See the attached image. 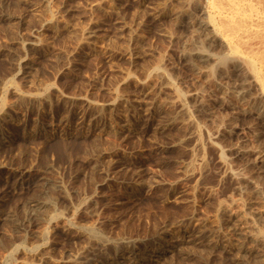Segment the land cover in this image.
Segmentation results:
<instances>
[{
  "label": "rangeland",
  "instance_id": "1",
  "mask_svg": "<svg viewBox=\"0 0 264 264\" xmlns=\"http://www.w3.org/2000/svg\"><path fill=\"white\" fill-rule=\"evenodd\" d=\"M207 5L0 0V264H264V93Z\"/></svg>",
  "mask_w": 264,
  "mask_h": 264
},
{
  "label": "bare ground",
  "instance_id": "2",
  "mask_svg": "<svg viewBox=\"0 0 264 264\" xmlns=\"http://www.w3.org/2000/svg\"><path fill=\"white\" fill-rule=\"evenodd\" d=\"M207 4L209 19L198 21L192 27L193 30L204 36L206 43L211 46L215 44L217 37L218 40L220 37L230 52L226 54L231 55L235 61L243 62L242 66L245 65V68L250 70L264 93V0H207ZM209 26H212L210 28L213 29L212 31L209 30ZM215 56L214 53L213 59ZM209 57V54L201 51L198 60L207 62ZM226 61H222L223 65ZM216 62L217 65L218 60ZM221 63L218 65L222 66ZM241 63L239 65L238 62V65L241 66ZM244 70L242 69L243 72Z\"/></svg>",
  "mask_w": 264,
  "mask_h": 264
}]
</instances>
